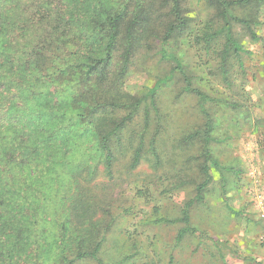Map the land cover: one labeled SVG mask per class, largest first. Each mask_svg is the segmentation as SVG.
Returning <instances> with one entry per match:
<instances>
[{
    "label": "rangeland",
    "instance_id": "1",
    "mask_svg": "<svg viewBox=\"0 0 264 264\" xmlns=\"http://www.w3.org/2000/svg\"><path fill=\"white\" fill-rule=\"evenodd\" d=\"M45 1L55 16L44 28L67 39L61 56L83 72L82 54L99 56L104 47L101 41L85 47L93 41L87 38L91 12L123 11L125 20L104 74H64L39 86L51 96L43 113L51 115L52 128L44 123L37 131L47 145L38 150L36 175L45 195L32 218L38 241L27 237V260L5 264H57L61 223L76 241L77 221L94 223L105 264H264V0L229 7L232 16L250 20L257 35L231 22L238 52L226 44L212 0H180L185 24L166 42L165 56L162 35L174 22L166 0ZM136 15L135 46L128 51L126 29ZM185 78L207 99L185 90ZM49 130L53 140L44 142ZM103 136L113 154L110 171ZM204 167L209 176L202 199L188 215L205 236L178 238L183 208L206 179ZM70 264L98 263L84 258Z\"/></svg>",
    "mask_w": 264,
    "mask_h": 264
},
{
    "label": "trees",
    "instance_id": "2",
    "mask_svg": "<svg viewBox=\"0 0 264 264\" xmlns=\"http://www.w3.org/2000/svg\"><path fill=\"white\" fill-rule=\"evenodd\" d=\"M166 1L170 5V13L173 15L174 22L166 27L162 35L163 56L166 54L164 49L166 42L175 32H181L185 24V19L181 15L180 0ZM246 1H211L220 10L219 13L224 22L222 29L225 30L226 44L235 52L240 50V46L233 39L231 22L243 24L250 30L252 36L257 38L250 20L236 18L229 11L231 5ZM139 2L137 0V3ZM50 7L51 1L45 0H0V264H5L7 261L18 263L27 260V249L23 246L28 242V238L32 239L35 244L38 241L35 221H32V218L37 217L38 209L35 208L42 203L41 200H45L44 192L38 186L39 176L36 175L38 164L42 161L38 150L42 147L44 149L47 145H42L37 131L43 129L44 123L49 129L52 128L51 115L44 116L43 113L51 101V96L41 91L39 86H48V82L59 81L57 79L64 74L77 75L80 79L90 76L93 72L99 76L104 74V69L120 33V25L125 20L123 11L103 15L102 10L95 8L91 12L87 38L90 37L93 41L85 47L93 48L94 41H101L104 47L99 56L92 55L89 51L82 54L83 60L86 61L81 64L86 67L83 72L79 65H70L61 56L62 49L67 47V39H63L60 34L52 32L47 27L44 28L45 23L49 26L55 16ZM120 7L126 9V4L120 3ZM133 18L126 29L128 51L135 46L133 28L139 23L137 15ZM55 20L65 22L64 17L60 15H57ZM71 20L69 17V21ZM206 37L209 42L212 35ZM172 57L174 58L173 55ZM44 75L52 79L42 80ZM185 81V90L198 94L203 100L207 99L203 93L191 87L188 79L185 78ZM158 87L159 83L154 86L153 92ZM123 122L124 119L116 124L115 128L119 129ZM208 128L206 124L203 132L207 133ZM43 139L44 142L53 140V132L49 130ZM106 140L103 136L100 144L106 150V168L110 171L113 154ZM260 140L264 143V131L260 133ZM138 151L135 153L134 162L138 160ZM203 174L206 179L197 186L196 195L187 201L183 208L181 221L185 227L179 231L178 238L188 232L199 237L205 236L203 231L190 225L188 215L189 207L195 201L202 199L209 176L206 167L203 168ZM32 207L33 211L29 213ZM69 213L75 218L84 219L83 215L78 214L76 210H71ZM66 218L68 222L73 221L68 215ZM160 220L167 221L166 219ZM82 225L85 227L80 228ZM28 226L31 228L30 232L25 231ZM61 226L67 229L65 222H62ZM93 227L94 223L85 225L84 221L72 224L73 230L78 232L75 235L76 241L71 235L67 236L66 230L62 229L59 239L61 248L57 251L56 263L70 264L74 260L91 258L98 264H105L98 254L102 240L95 238Z\"/></svg>",
    "mask_w": 264,
    "mask_h": 264
}]
</instances>
